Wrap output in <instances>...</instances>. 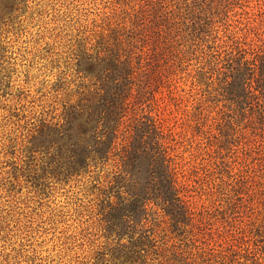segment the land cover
<instances>
[{"label":"rangeland","instance_id":"rangeland-1","mask_svg":"<svg viewBox=\"0 0 264 264\" xmlns=\"http://www.w3.org/2000/svg\"><path fill=\"white\" fill-rule=\"evenodd\" d=\"M263 42L264 0H0V264H131L132 232L167 240L155 216L123 219L108 166H68L78 131L62 118L108 44L150 58L146 109L195 213L173 243L263 262L264 117L237 71Z\"/></svg>","mask_w":264,"mask_h":264},{"label":"trees","instance_id":"trees-1","mask_svg":"<svg viewBox=\"0 0 264 264\" xmlns=\"http://www.w3.org/2000/svg\"><path fill=\"white\" fill-rule=\"evenodd\" d=\"M121 51L113 44L106 45L104 52L98 51L94 57L99 66L94 75L98 84L65 111L63 127L71 129L73 125L78 131L77 141L68 151V166L73 172L85 173L108 166V190L127 203L121 211L130 226L148 216L160 219L158 231L164 236L169 233L167 240L158 247L152 244L154 235L148 239L146 231L132 232L128 245L123 246L131 264H206L191 248L172 241L184 234L195 213L182 194L163 124L146 109L155 102L150 58ZM251 55V60L241 57L242 68L237 71L241 72V87L256 96L255 108L264 117V42ZM148 224L145 220L142 228ZM254 264L264 261L255 259Z\"/></svg>","mask_w":264,"mask_h":264}]
</instances>
